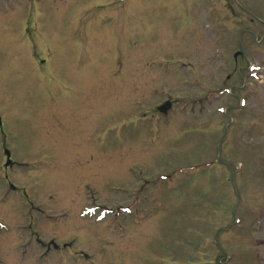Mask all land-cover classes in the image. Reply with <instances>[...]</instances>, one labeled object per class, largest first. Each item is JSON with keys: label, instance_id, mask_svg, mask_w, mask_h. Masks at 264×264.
Listing matches in <instances>:
<instances>
[{"label": "rangeland", "instance_id": "374dc122", "mask_svg": "<svg viewBox=\"0 0 264 264\" xmlns=\"http://www.w3.org/2000/svg\"><path fill=\"white\" fill-rule=\"evenodd\" d=\"M0 117V264H264V0H0Z\"/></svg>", "mask_w": 264, "mask_h": 264}, {"label": "water", "instance_id": "95a60500", "mask_svg": "<svg viewBox=\"0 0 264 264\" xmlns=\"http://www.w3.org/2000/svg\"><path fill=\"white\" fill-rule=\"evenodd\" d=\"M236 56L237 55H235V57ZM169 109H170V104L169 103H166L163 106L159 107L158 108V111L160 113H162V114H166ZM5 154H6V157H7V162H6L5 166H8V164L10 163V161H9V153L8 152H5Z\"/></svg>", "mask_w": 264, "mask_h": 264}, {"label": "flooded vegetation", "instance_id": "af4514ba", "mask_svg": "<svg viewBox=\"0 0 264 264\" xmlns=\"http://www.w3.org/2000/svg\"><path fill=\"white\" fill-rule=\"evenodd\" d=\"M37 241L39 242V240H37ZM40 245H42L43 247H46V246H47V244H44V245H43V244H41V243H40Z\"/></svg>", "mask_w": 264, "mask_h": 264}]
</instances>
